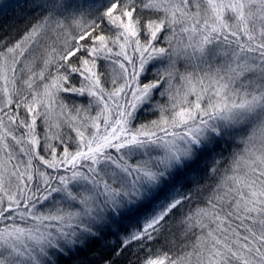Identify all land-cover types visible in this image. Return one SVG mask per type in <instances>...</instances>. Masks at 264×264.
I'll return each mask as SVG.
<instances>
[{
	"label": "snow or ice",
	"instance_id": "1",
	"mask_svg": "<svg viewBox=\"0 0 264 264\" xmlns=\"http://www.w3.org/2000/svg\"><path fill=\"white\" fill-rule=\"evenodd\" d=\"M0 264H264V0H0Z\"/></svg>",
	"mask_w": 264,
	"mask_h": 264
},
{
	"label": "trees",
	"instance_id": "2",
	"mask_svg": "<svg viewBox=\"0 0 264 264\" xmlns=\"http://www.w3.org/2000/svg\"><path fill=\"white\" fill-rule=\"evenodd\" d=\"M10 15H11V13H10ZM77 102H79L78 98H77Z\"/></svg>",
	"mask_w": 264,
	"mask_h": 264
}]
</instances>
